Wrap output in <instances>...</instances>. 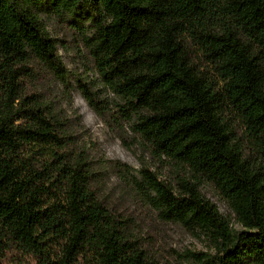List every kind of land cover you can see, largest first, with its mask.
Masks as SVG:
<instances>
[{"label":"trees","instance_id":"trees-1","mask_svg":"<svg viewBox=\"0 0 264 264\" xmlns=\"http://www.w3.org/2000/svg\"><path fill=\"white\" fill-rule=\"evenodd\" d=\"M40 9L88 16L95 79L78 86L171 165V177L143 168L137 194L206 242L185 259L264 264V0H0V264H162L136 220L100 196L86 149L44 92L68 71Z\"/></svg>","mask_w":264,"mask_h":264},{"label":"rangeland","instance_id":"rangeland-1","mask_svg":"<svg viewBox=\"0 0 264 264\" xmlns=\"http://www.w3.org/2000/svg\"><path fill=\"white\" fill-rule=\"evenodd\" d=\"M38 13L50 36L59 42V54L68 71L66 84L49 79L44 83V92L66 118L80 147L86 149L100 196L108 205L136 220V233L156 251L162 264H198L186 260L184 255L187 252H208L206 242L179 224L159 221L153 210L141 203L137 194L143 168H150L162 177H171L174 171L171 165L155 157L126 124L118 128L108 117L98 115L78 86L79 79L88 83L95 79L93 64L83 47L84 39L92 33L88 16L78 22L81 13L78 18L66 20L48 14L44 9ZM99 92L108 95L109 100L114 98L103 88ZM200 190L235 229H241L227 203L211 187L202 185Z\"/></svg>","mask_w":264,"mask_h":264}]
</instances>
